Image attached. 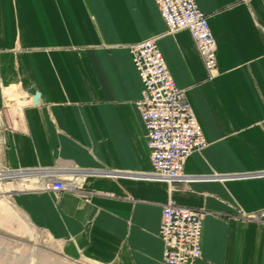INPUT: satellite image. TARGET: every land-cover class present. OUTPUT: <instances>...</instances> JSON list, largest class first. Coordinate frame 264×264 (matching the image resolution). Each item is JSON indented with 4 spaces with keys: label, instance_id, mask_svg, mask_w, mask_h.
I'll use <instances>...</instances> for the list:
<instances>
[{
    "label": "crops",
    "instance_id": "crops-1",
    "mask_svg": "<svg viewBox=\"0 0 264 264\" xmlns=\"http://www.w3.org/2000/svg\"><path fill=\"white\" fill-rule=\"evenodd\" d=\"M194 1L212 74L155 0H0V166L32 171L9 183L13 204L69 261L164 264L171 199L204 213L196 264H264V228L243 219L264 209V0ZM153 38L206 141L170 185L150 178L130 53ZM46 170L76 174L77 189H36Z\"/></svg>",
    "mask_w": 264,
    "mask_h": 264
},
{
    "label": "built area",
    "instance_id": "built-area-1",
    "mask_svg": "<svg viewBox=\"0 0 264 264\" xmlns=\"http://www.w3.org/2000/svg\"><path fill=\"white\" fill-rule=\"evenodd\" d=\"M168 32L187 30L208 74L217 68L216 44L211 34L208 16L194 0H155ZM132 63L143 84L138 101L141 122L146 130V145L152 165L150 178L168 185L186 181L183 175L185 159L206 146L203 132L185 93L171 78L156 39H147L130 46ZM32 171L11 170L0 166V181L17 182ZM35 185L43 191L60 192L77 189L79 177L63 172L53 175L43 172ZM86 201L92 193L85 192ZM204 213L178 205L169 199L162 207L158 237L163 245L164 264H196L201 258ZM243 219L264 228V209Z\"/></svg>",
    "mask_w": 264,
    "mask_h": 264
},
{
    "label": "rangeland",
    "instance_id": "rangeland-1",
    "mask_svg": "<svg viewBox=\"0 0 264 264\" xmlns=\"http://www.w3.org/2000/svg\"><path fill=\"white\" fill-rule=\"evenodd\" d=\"M9 183L0 181V264H95L64 258L59 245L15 208Z\"/></svg>",
    "mask_w": 264,
    "mask_h": 264
},
{
    "label": "bare ground",
    "instance_id": "bare-ground-1",
    "mask_svg": "<svg viewBox=\"0 0 264 264\" xmlns=\"http://www.w3.org/2000/svg\"><path fill=\"white\" fill-rule=\"evenodd\" d=\"M156 182H161V181H156Z\"/></svg>",
    "mask_w": 264,
    "mask_h": 264
}]
</instances>
